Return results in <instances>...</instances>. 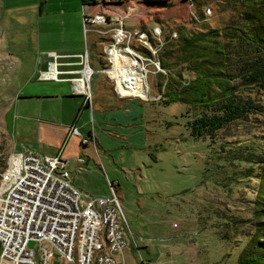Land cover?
I'll list each match as a JSON object with an SVG mask.
<instances>
[{
  "label": "rangeland",
  "instance_id": "rangeland-1",
  "mask_svg": "<svg viewBox=\"0 0 264 264\" xmlns=\"http://www.w3.org/2000/svg\"><path fill=\"white\" fill-rule=\"evenodd\" d=\"M169 1L167 6L126 1L135 6L134 13L126 19L127 27L147 32L151 27L159 28L160 41L164 43V40L176 41L179 33L203 29L201 26L223 27L237 18L241 8L236 0ZM261 2L264 21V0ZM34 3V0H0V172L4 167L2 162L5 165L6 157L13 151L9 135L2 126L6 112L2 99L10 89L11 65L2 59L1 39L10 38L2 28L4 24L14 26L10 43L21 35L19 39L25 40L20 28L22 23L28 21L37 28L46 21L40 18L36 23V15L25 14ZM93 35L86 32L88 63L94 69L90 78L92 93L110 84L100 71L104 63L95 55L100 54L99 44L95 50L89 45ZM159 46L156 56L146 61L147 79L141 74L145 85L143 96L147 95V85L148 96L122 97L129 98L132 105L125 101L115 110L106 111V122L118 124L113 127L94 123V128L105 129V144L96 149L91 137L88 140L92 142L91 149L83 150L80 164L74 158L71 169L84 183L78 186L91 195L108 194L107 179L118 183L114 185V192L124 218L130 264L148 261L153 264H231L237 250L255 228L256 176L264 175V168L260 170L252 163L250 174L254 176L247 178L241 171L248 172L250 164L235 156L264 148V109L229 119L211 134L207 130H202L201 134L193 132L190 121L205 108L184 104L175 97L168 98L162 93V86H157L167 69L173 72L178 69L183 77L193 73L178 60V51L171 52L168 67L163 68L159 63L157 67L154 62L159 60L163 45ZM248 78H239L237 92L264 103V89L256 90L251 84L258 83L259 79ZM103 95L112 99L108 90H104ZM94 97L92 94V102ZM130 105L133 117L126 119L123 107ZM129 123L130 126H126ZM111 129L118 136L125 131L130 133L127 138L118 139L110 134ZM83 158L89 170L83 167L79 173L76 168L83 165ZM261 235L260 239L264 240V233ZM51 264L61 262L55 257Z\"/></svg>",
  "mask_w": 264,
  "mask_h": 264
},
{
  "label": "built area",
  "instance_id": "built-area-1",
  "mask_svg": "<svg viewBox=\"0 0 264 264\" xmlns=\"http://www.w3.org/2000/svg\"><path fill=\"white\" fill-rule=\"evenodd\" d=\"M126 1L83 2L82 31L86 34L92 30L98 35V60L104 63L100 71L110 81L114 94L146 98L148 85L146 97L124 89L126 84L118 80L116 62L140 68L147 79L146 61L156 56L161 44L159 28L151 27L147 32L127 27L126 19L135 6ZM43 55L50 58L45 68L37 70L36 77L67 80L70 92L81 95L82 104L91 109L90 78L94 69L88 63L87 49L79 53L76 73L66 77L59 76L66 70L57 68L58 54L44 51ZM154 63L158 67L159 61ZM123 72L134 80L132 72ZM67 134L81 135L75 123L68 125ZM90 138L82 135L80 142ZM75 159L78 164L82 161L81 156ZM106 184L108 194L91 195L72 183L66 161L59 154H42L29 146L9 153L0 172V264H51L55 257L61 264H123L122 249L127 242L124 218L114 183L107 179ZM133 245L137 248L134 240Z\"/></svg>",
  "mask_w": 264,
  "mask_h": 264
},
{
  "label": "crops",
  "instance_id": "crops-1",
  "mask_svg": "<svg viewBox=\"0 0 264 264\" xmlns=\"http://www.w3.org/2000/svg\"><path fill=\"white\" fill-rule=\"evenodd\" d=\"M34 1V5L25 10V14L31 17L36 15V23L40 18L46 21L41 25L38 24L37 28L36 24L28 21L22 23L20 28H23L25 40L19 39L21 35L16 42L10 43V38L13 36L10 34L14 31V26L4 24L2 28L9 33L8 37H10L8 40L1 39L2 59L11 64L9 67L10 89L2 99L6 111L2 126L9 135L13 151L29 146L42 154H59L66 161V168L71 171L72 183L82 190L78 185L84 183L73 175L71 168L74 158L83 155V150L90 148L89 144L92 146V142L81 144L80 136H90L94 140V148L102 147L105 144L103 142L105 129L103 127L94 128L93 124L116 126L117 122H106V111L115 110L129 98H118L108 83V86L92 93L95 97L90 109L82 104L80 95L70 92L67 80L36 77L37 70L45 68L50 58V56L43 55L44 51H54L58 54L57 68L66 70V72L59 73L60 77L75 74L80 65L79 53L83 51L82 49H87V38L82 32L81 8L83 4L81 0ZM90 32L94 35L89 45L96 49L99 37L94 31L90 30ZM104 90L111 92L112 99L103 95ZM128 102L132 105L130 101ZM131 105L123 107L126 119L133 117V106ZM71 123H75L81 135L67 134V127ZM111 132L110 134L118 139L127 138L130 133L125 131L124 134L118 136L112 129ZM96 154L99 156L98 151ZM83 160V165L79 169L75 167L79 173L82 172L83 167L89 170L87 160L85 158ZM110 181L113 182V180ZM116 185H118L117 182ZM128 250L127 243L122 249L123 264L131 262ZM117 260L120 261V258L118 257Z\"/></svg>",
  "mask_w": 264,
  "mask_h": 264
},
{
  "label": "trees",
  "instance_id": "trees-1",
  "mask_svg": "<svg viewBox=\"0 0 264 264\" xmlns=\"http://www.w3.org/2000/svg\"><path fill=\"white\" fill-rule=\"evenodd\" d=\"M94 0H81V2ZM144 3L167 6L169 0H140ZM240 10L235 20L223 27H205L200 30L182 32L176 41H165L159 64L168 67L171 52L178 51L177 58L185 63L193 74L181 76V71L167 69V74L157 81L162 93L168 98H177L184 104L199 105L205 108L191 121L192 131L201 134L202 130L211 132L224 122L237 116L247 115L248 111L264 109V103L257 102L251 96L237 92V83L245 77L248 80L259 79L251 83L255 89H264V21L261 0H236ZM177 44V45H176ZM175 48H170V47ZM161 47L159 46V49ZM174 55V54H173ZM247 79V78H246ZM163 99V98H162ZM207 110L211 112H207ZM204 128V129H203ZM90 137V136H89ZM81 144H84L83 142ZM245 146V145H244ZM238 147L234 145V148ZM239 161L250 164L248 172L241 171L247 178L252 163L261 170L264 168V148L258 151H243L235 156ZM1 166L4 164L2 162ZM258 185L255 195L253 217L255 228L237 250L231 264H264V175L256 176ZM116 183H114L115 185ZM262 221V222H261Z\"/></svg>",
  "mask_w": 264,
  "mask_h": 264
},
{
  "label": "bare ground",
  "instance_id": "bare-ground-1",
  "mask_svg": "<svg viewBox=\"0 0 264 264\" xmlns=\"http://www.w3.org/2000/svg\"><path fill=\"white\" fill-rule=\"evenodd\" d=\"M128 65H129V62H124V63L116 62L118 75H119L118 77L119 82L126 84L124 88L126 91H129V92L137 91L140 95L142 96L145 95V85L143 83L142 76H141L143 72L138 67L132 68V67H128ZM123 71L132 72L134 75V80L127 78V75H126L127 73Z\"/></svg>",
  "mask_w": 264,
  "mask_h": 264
}]
</instances>
